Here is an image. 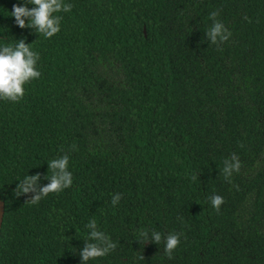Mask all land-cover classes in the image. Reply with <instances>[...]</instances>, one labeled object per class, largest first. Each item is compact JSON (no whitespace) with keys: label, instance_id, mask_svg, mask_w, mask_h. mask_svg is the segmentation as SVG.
<instances>
[{"label":"trees","instance_id":"obj_1","mask_svg":"<svg viewBox=\"0 0 264 264\" xmlns=\"http://www.w3.org/2000/svg\"><path fill=\"white\" fill-rule=\"evenodd\" d=\"M65 3L45 38L11 16L24 0H0V46L33 42L41 72L0 99V264H81L91 219L117 249L87 264H264V0ZM214 10L232 33L219 45L205 34ZM65 154L69 188L14 195L26 175L49 183ZM142 229L182 232L172 258Z\"/></svg>","mask_w":264,"mask_h":264},{"label":"clouds","instance_id":"obj_2","mask_svg":"<svg viewBox=\"0 0 264 264\" xmlns=\"http://www.w3.org/2000/svg\"><path fill=\"white\" fill-rule=\"evenodd\" d=\"M28 4L34 5V7L29 8ZM71 9L72 5L65 3V0H24L23 6L13 5L11 16L15 18V23L20 28H31L45 38H51L60 32L63 19L62 16L55 14L61 11L69 12ZM218 16L219 10L210 13L209 19L213 21V24L205 33L208 40L214 45L226 42L232 36L231 31L217 19ZM245 19L248 18L245 17ZM32 43L29 44L25 42V39H20L15 45L0 46V99L12 102L19 101L25 94V84L40 78L41 72L37 68L39 54L32 50ZM70 150H77V146L73 144ZM47 163L48 172L50 171L51 175L47 174L43 178L50 182L42 186L40 173L26 175L16 185L14 190L16 197L31 194L26 202L38 204L42 198L47 197L50 193H59L72 185L73 175L68 170L69 155L65 154ZM223 165L220 174L231 183L233 173H239L242 167L241 162L236 154H232L230 158L224 160ZM191 179L195 181L198 176L192 175ZM121 199L122 195L116 193L112 197L111 204L113 206L118 205ZM209 199L212 207L219 213L221 205L225 203L224 198L221 195H212ZM86 227L90 229V233L84 240V247L79 251L81 264H87L89 260L104 257L117 249V244L109 235L98 228L95 219H91ZM182 235V232L163 234L155 230L149 234L148 229H142L139 230L136 240L143 246L147 241H152L157 245L163 241L164 253L171 259L174 250L181 242ZM140 258L144 259L142 253Z\"/></svg>","mask_w":264,"mask_h":264},{"label":"water","instance_id":"obj_3","mask_svg":"<svg viewBox=\"0 0 264 264\" xmlns=\"http://www.w3.org/2000/svg\"><path fill=\"white\" fill-rule=\"evenodd\" d=\"M4 215V202L0 199V228L3 220Z\"/></svg>","mask_w":264,"mask_h":264}]
</instances>
